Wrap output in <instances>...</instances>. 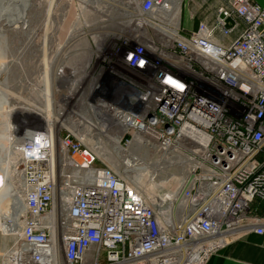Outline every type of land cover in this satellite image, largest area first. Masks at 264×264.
<instances>
[{
	"label": "built area",
	"instance_id": "obj_1",
	"mask_svg": "<svg viewBox=\"0 0 264 264\" xmlns=\"http://www.w3.org/2000/svg\"><path fill=\"white\" fill-rule=\"evenodd\" d=\"M185 1L114 0L125 15L81 34L66 100L22 123L25 212L0 264H206L232 235L264 234V6L224 0L188 32ZM113 137L131 168L150 163L136 145L187 158L177 196L96 165Z\"/></svg>",
	"mask_w": 264,
	"mask_h": 264
},
{
	"label": "rangeland",
	"instance_id": "obj_2",
	"mask_svg": "<svg viewBox=\"0 0 264 264\" xmlns=\"http://www.w3.org/2000/svg\"><path fill=\"white\" fill-rule=\"evenodd\" d=\"M222 1L224 0H186L182 9L183 15L180 13L183 29L190 32L196 18L201 21L212 22L218 4ZM9 2L17 3L13 6V4L9 5ZM111 2L114 3L112 6L90 0V5L84 10L81 2H73L72 0H29L27 6L21 10L22 0H0V3L4 4L0 5V9L8 5L10 13L7 14H11L7 19L0 20L1 155L3 152V156H5L9 147L17 148L19 146L18 140L23 137L24 132L22 123L35 114L24 112L25 110L22 109H16L9 114L7 109L24 106L35 109L37 113L46 114V111L51 113L52 108L50 107L55 105L54 99L59 102L65 100L67 92L65 81L70 69L64 70L63 78H57L55 73L58 68L66 67L70 61L76 58L77 43L81 40V34L88 31L95 34L103 28L97 27L95 22L97 18L112 20L119 13H122V11L114 12L116 5L114 0ZM11 8H14V11ZM22 15L28 19L30 30L22 27L20 22ZM115 26L117 28V25ZM110 41L114 42L113 40ZM105 53H108V50L103 55ZM88 144L90 147L94 145ZM93 150L98 156L96 165H106L125 172L126 168L123 165L112 166L106 162L112 161V156L122 153L121 151L116 154L114 149L110 152L106 146L93 148ZM13 151L10 153L16 166L18 156ZM135 153L138 154L140 151ZM158 155L161 153L157 154L155 150L149 149L150 162L153 163L160 158L157 157ZM190 164V161L184 156L164 159V162L160 161L156 168L150 169L147 175L138 178L141 182L139 187L148 199L157 200L161 204L167 203L172 199L174 193L179 192L181 183L189 172ZM12 187L19 192L18 196H21V181L16 170L13 174ZM4 189L0 194V201L3 202L1 208L4 209L12 203L19 208L20 202H15L9 197V187ZM18 233L19 230L16 233L6 235L0 231V263L1 257L17 242Z\"/></svg>",
	"mask_w": 264,
	"mask_h": 264
},
{
	"label": "bare ground",
	"instance_id": "obj_3",
	"mask_svg": "<svg viewBox=\"0 0 264 264\" xmlns=\"http://www.w3.org/2000/svg\"><path fill=\"white\" fill-rule=\"evenodd\" d=\"M95 1L102 2V3H105L107 5H111V6L114 4L113 2H111V0H95ZM11 2H9V5L10 4H13V6H14V4L17 3V2L16 3H11ZM22 2H23V4H22L21 10H23V8L25 6H27L29 0H22ZM89 3H90V0H84L83 5H82V7H83L84 10L86 9V7H88V4ZM0 5H4V4L3 3H0ZM19 5H20V3H19ZM17 7H18V4H17ZM13 9L14 8H11L12 11H14ZM118 9H120V12L125 10V8L122 5H120L118 7ZM9 10H10V8L8 7V5H5V7H3V8L0 9V20H2L4 18L7 19L11 15V14H7V13H10ZM180 12L181 11H178V20H179V17H180ZM12 13H14V12H12ZM15 13H17V12H15ZM119 15L120 16H124L125 14L122 12ZM20 22H21V25H22V27L24 29H27V30H30L31 29L30 28V25H29V21H28V19H26L24 17V15L21 16V21ZM72 32H74V31H72ZM95 34L97 36V32ZM64 68L65 67L62 66V67H60V69L59 68L57 69V71L55 73V75H56L57 78H63L62 75L64 73ZM45 96H46V94H45ZM16 109L25 110L24 112L37 113V112H35V109L28 108V107L26 108L24 106H22L20 108L19 107H12L10 109H7L8 110L7 112L10 114V113L14 112ZM51 112H52V110H51ZM1 133H3V131H1ZM1 146H2V144H1ZM101 146H106L110 152L113 151V149H114V151H115L116 154H117V152L118 153L120 151L122 152L120 154L113 155L112 156V158H113L112 161H110V162L109 161H106V160H104V161H106L107 163H110L112 165H118V166L119 165H123V167L126 168L125 169V173H127V174L130 173V172L131 173H135L134 174V177H135V181L137 182L138 185L141 184V182L138 180V178L140 176H143L144 177L145 175H147V173H149V170L150 169H152L153 167L156 168L160 161H163L164 162V158L160 156V158L156 159V161L153 162V163L152 162H150L149 164L148 163H145L143 166H136L134 168H131L130 167V163L131 162H130V157H129L131 155V153H129V151H124L123 148L120 147V145H119V139L117 137H113L111 140L104 139L103 144ZM101 146L99 145V147H101ZM136 146H134L133 149H131L132 150V154L133 153L135 154L136 151H140V153L145 158H147L148 153L145 152V151L140 150V148L139 147H136ZM99 147L98 146H94V147H92V149L93 148H96L97 149ZM4 149H6V148H4ZM12 150H14L16 152L17 156L19 157L17 148H15V147H9V150L6 151L5 156H3V152H2V155L0 154V194L3 191L4 188L7 189L9 187V193H8L9 194V197L12 198V199H14L15 202L16 201L20 202V205L18 204L19 205V208H17V207H15L16 205H13V203H12L8 207H5L4 209H2L1 207L3 205V202H2V200L0 201V231L3 232L6 235L7 234L16 233L17 230H20V228H21L20 216L25 212V208H24V204H23V195H22V192L20 191L21 192V196H18V193L19 192L15 188L12 187L13 174L15 173V169H14L15 168V164L13 162L14 159L11 156V153H10V152H12ZM93 152H94V150H93ZM122 154H124V156H128V157L123 158L122 157ZM75 158L78 161H81L82 160V157L81 156H78V155H76ZM145 169H146V171H143ZM167 196H170V195H167ZM175 196H177V193H174V195H172V197H175ZM6 203H8V202H6Z\"/></svg>",
	"mask_w": 264,
	"mask_h": 264
},
{
	"label": "crops",
	"instance_id": "obj_4",
	"mask_svg": "<svg viewBox=\"0 0 264 264\" xmlns=\"http://www.w3.org/2000/svg\"><path fill=\"white\" fill-rule=\"evenodd\" d=\"M253 1L260 6H264V0ZM200 21L198 18L193 21L194 26L192 30L197 28ZM181 22H183L182 19ZM235 36L233 35L229 40ZM206 264H264V234L249 232L232 235L225 247L212 255Z\"/></svg>",
	"mask_w": 264,
	"mask_h": 264
},
{
	"label": "trees",
	"instance_id": "obj_5",
	"mask_svg": "<svg viewBox=\"0 0 264 264\" xmlns=\"http://www.w3.org/2000/svg\"><path fill=\"white\" fill-rule=\"evenodd\" d=\"M258 211L262 214H264V202H258Z\"/></svg>",
	"mask_w": 264,
	"mask_h": 264
},
{
	"label": "water",
	"instance_id": "obj_6",
	"mask_svg": "<svg viewBox=\"0 0 264 264\" xmlns=\"http://www.w3.org/2000/svg\"><path fill=\"white\" fill-rule=\"evenodd\" d=\"M191 179H192V176L190 177L189 182L191 181Z\"/></svg>",
	"mask_w": 264,
	"mask_h": 264
}]
</instances>
